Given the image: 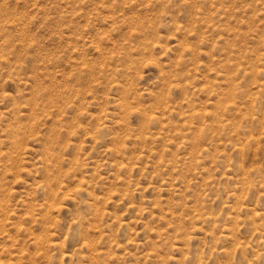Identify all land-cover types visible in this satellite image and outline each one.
I'll return each mask as SVG.
<instances>
[{"label": "rangeland", "instance_id": "374dc122", "mask_svg": "<svg viewBox=\"0 0 264 264\" xmlns=\"http://www.w3.org/2000/svg\"><path fill=\"white\" fill-rule=\"evenodd\" d=\"M0 264H264V0H0Z\"/></svg>", "mask_w": 264, "mask_h": 264}]
</instances>
